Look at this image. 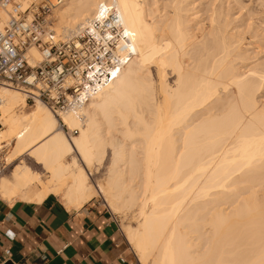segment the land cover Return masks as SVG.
Segmentation results:
<instances>
[{"label": "bare ground", "instance_id": "obj_1", "mask_svg": "<svg viewBox=\"0 0 264 264\" xmlns=\"http://www.w3.org/2000/svg\"><path fill=\"white\" fill-rule=\"evenodd\" d=\"M169 1H59L52 22L62 38L114 7L128 37L118 52L129 57L75 111L28 105L0 82V163L11 166L0 194L53 193L69 206L100 197L136 217L124 230L141 264H264V66L240 71L227 24L230 36L215 19L205 34L196 21L199 34L189 3ZM230 202L240 203L225 212Z\"/></svg>", "mask_w": 264, "mask_h": 264}, {"label": "built area", "instance_id": "obj_2", "mask_svg": "<svg viewBox=\"0 0 264 264\" xmlns=\"http://www.w3.org/2000/svg\"><path fill=\"white\" fill-rule=\"evenodd\" d=\"M59 1L0 0V82L19 88L27 103L40 100L56 114L87 102L129 57L118 52V41L128 37L114 7L101 5L98 16L62 38L52 26ZM31 47L40 54L35 64L29 62Z\"/></svg>", "mask_w": 264, "mask_h": 264}, {"label": "crops", "instance_id": "obj_3", "mask_svg": "<svg viewBox=\"0 0 264 264\" xmlns=\"http://www.w3.org/2000/svg\"><path fill=\"white\" fill-rule=\"evenodd\" d=\"M2 163L0 176L7 168ZM34 196L35 190L8 200L0 194V264H141L105 205Z\"/></svg>", "mask_w": 264, "mask_h": 264}, {"label": "rangeland", "instance_id": "obj_4", "mask_svg": "<svg viewBox=\"0 0 264 264\" xmlns=\"http://www.w3.org/2000/svg\"><path fill=\"white\" fill-rule=\"evenodd\" d=\"M160 2L161 6L165 4H169V0H157ZM148 2H156V0H151ZM184 5L187 3V7L190 8V14H196L195 19L193 21L194 27L198 28L197 31L200 30L199 25L201 26L202 29H204V34L215 24L211 26V24L214 22H217L218 25H214V27L218 29L221 26H224L227 24V30H229L230 35L232 33H235V45H240V49L236 52L237 55L242 56L243 60H235V65L236 67L240 68L241 70L244 69H252L253 67H260L263 65L264 66V0H185ZM191 4V5H190ZM171 4L168 6L170 7ZM187 8V11L189 10ZM186 11V12H187ZM194 12V13H192ZM194 14V15H195ZM53 16V12H52ZM213 17V18H212ZM213 19V20H212ZM196 21L201 24H196ZM210 21V22H209ZM207 22V23H206ZM216 23V24H217ZM223 24V25H222ZM53 25V22H52ZM198 25V27H197ZM203 25V26H202ZM207 25V27H206ZM210 26V27H209ZM54 27V25H53ZM225 27V26H224ZM226 28V27H225ZM223 28V29H225ZM200 31H203V30ZM208 29V30H207ZM205 30H207L205 32ZM222 30V27H221ZM225 30V32L227 31ZM200 31L198 32L199 34ZM223 31V30H222ZM223 31V34L225 33ZM228 32V31H227ZM225 33V36L229 35ZM232 32V33H231ZM227 34V35H226ZM229 35V36H230ZM233 35V34H232ZM209 37V36H208ZM207 37V38H208ZM211 37V36H210ZM209 37V39H210ZM233 37V36H231ZM208 39V40H209ZM228 39V38H227ZM228 41V40H227ZM231 41V38L229 39V42ZM210 42V41H209ZM233 43V42H232ZM234 45V46H235ZM235 54V52H234ZM233 55V54H232ZM236 56V55H234ZM235 58V57H234ZM237 58V56H236ZM255 67V69H257ZM259 68V69H260ZM264 69V67H262ZM254 69V68H253ZM260 96L258 97V100L264 104V89H262L259 94ZM33 104L29 103L28 105ZM33 107L28 106V109L31 110ZM25 108L21 110L24 111ZM67 131V130H66ZM75 133V132H74ZM72 133V134H74ZM5 152L1 154V156H4ZM71 160V159H70ZM11 169L10 167H7L6 169H3L4 173H9ZM91 179L93 182L96 181H102L104 179V170L101 169V172L99 174H92ZM256 189L259 191L260 194H264V183L261 185L257 186ZM248 189H244L243 191L246 192L244 193L243 191H240L243 193V195L240 196L238 195L236 199H239L237 201H242L240 197L246 196ZM264 195H261V198H263ZM92 200H97L101 204L105 205L103 202V199L100 197L94 198ZM240 203V202H239ZM238 202L235 203H226L222 205V208L225 210V212H231L234 207H236ZM106 206V205H105ZM107 207V206H106ZM115 216L119 227L122 228L123 232L125 233L124 230V221L128 223H133L135 222L136 217L134 215H129V216H124L121 217V215L116 214L113 210H111L109 207H107Z\"/></svg>", "mask_w": 264, "mask_h": 264}, {"label": "water", "instance_id": "obj_5", "mask_svg": "<svg viewBox=\"0 0 264 264\" xmlns=\"http://www.w3.org/2000/svg\"><path fill=\"white\" fill-rule=\"evenodd\" d=\"M3 264H14V263L11 260H7Z\"/></svg>", "mask_w": 264, "mask_h": 264}]
</instances>
